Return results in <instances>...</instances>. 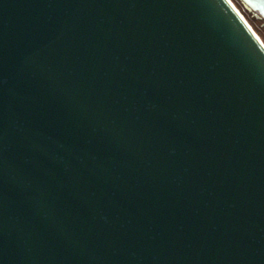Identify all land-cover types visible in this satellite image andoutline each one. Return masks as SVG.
Segmentation results:
<instances>
[{
    "label": "water",
    "instance_id": "95a60500",
    "mask_svg": "<svg viewBox=\"0 0 264 264\" xmlns=\"http://www.w3.org/2000/svg\"><path fill=\"white\" fill-rule=\"evenodd\" d=\"M0 264H264V43L231 0H0Z\"/></svg>",
    "mask_w": 264,
    "mask_h": 264
},
{
    "label": "rangeland",
    "instance_id": "374dc122",
    "mask_svg": "<svg viewBox=\"0 0 264 264\" xmlns=\"http://www.w3.org/2000/svg\"><path fill=\"white\" fill-rule=\"evenodd\" d=\"M232 2L241 11L244 18L264 43V17L260 16L255 11L250 9L241 0H232Z\"/></svg>",
    "mask_w": 264,
    "mask_h": 264
},
{
    "label": "bare ground",
    "instance_id": "6f19581e",
    "mask_svg": "<svg viewBox=\"0 0 264 264\" xmlns=\"http://www.w3.org/2000/svg\"><path fill=\"white\" fill-rule=\"evenodd\" d=\"M232 1V0H231ZM233 3V2H232ZM234 4V3H233ZM237 8V7H236ZM238 9V8H237ZM239 10V9H238ZM239 12L241 13V11L239 10ZM242 14V13H241ZM243 15V14H242ZM244 17V16H243ZM250 25V24H249ZM251 26V25H250ZM254 30V29H253ZM257 34V33H256Z\"/></svg>",
    "mask_w": 264,
    "mask_h": 264
}]
</instances>
